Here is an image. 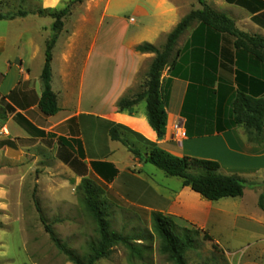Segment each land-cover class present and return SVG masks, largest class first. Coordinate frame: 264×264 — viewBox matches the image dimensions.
Wrapping results in <instances>:
<instances>
[{
    "label": "crops",
    "instance_id": "obj_1",
    "mask_svg": "<svg viewBox=\"0 0 264 264\" xmlns=\"http://www.w3.org/2000/svg\"><path fill=\"white\" fill-rule=\"evenodd\" d=\"M29 1L37 8L57 9L63 0ZM101 1L100 15L91 20L84 16L76 18L79 24L64 38L63 69L59 75L62 93L54 90L53 74L51 79L59 111L50 117L42 115L37 108L42 92L41 72L38 77L31 74L29 62L36 56L37 46L34 35L30 36L29 29H25L26 23L42 17L29 14L0 21L5 23L6 29L12 30L10 35L0 30V100L3 98L14 110L0 127V159L37 162L31 149L44 146L49 151L46 161L60 162L72 170L77 185L82 179L77 172L85 168L86 178H92L102 187L104 198L116 209L126 207L133 210L132 214L149 218L153 212L161 213L207 231L212 224L213 208L232 206L237 229L263 227L264 208L258 206L257 215L239 203H243L246 190L257 195L264 187H261L264 142L259 145L249 142L242 126L219 131L228 121L230 102L235 94L234 39L229 35L219 36L216 71L219 85L216 83L213 87L216 97L209 94L208 88L189 81L181 73L171 76L165 69L162 77L169 89L167 125L165 135L158 139L147 122L145 108L140 109L138 104L131 111L119 112L116 103L124 96L139 92L138 76L155 56L137 53L135 47L149 43L158 50L163 48L166 42L156 46L155 41L161 37L166 41L187 15L185 6L182 0ZM203 2L210 5L208 0ZM221 2L223 9L217 11L226 12L238 29L264 38V0H247L241 8L225 0ZM126 13L130 16L124 15ZM52 24V19L48 27L40 24L36 35L44 38ZM192 34L193 30H189V39ZM116 35L118 42H115ZM79 40H85L81 45L84 51L81 54L77 46L74 55L73 46ZM190 65L189 62L178 66L185 71ZM257 68L264 73V65ZM113 128L143 154L158 147L177 157L215 161L224 176L240 177L248 187L234 202L227 199L210 202L183 187L181 180L171 185L173 182L163 176L159 183L155 181L157 173L147 170L144 160L128 151L129 163H121L117 147L126 148L110 139L109 131ZM177 128L185 131V138L175 135ZM36 130L44 134L39 135ZM91 162L111 163L117 170L116 177L105 183L93 172ZM54 181L59 183L56 189H66L65 181ZM57 198L63 199L61 195Z\"/></svg>",
    "mask_w": 264,
    "mask_h": 264
},
{
    "label": "trees",
    "instance_id": "obj_2",
    "mask_svg": "<svg viewBox=\"0 0 264 264\" xmlns=\"http://www.w3.org/2000/svg\"><path fill=\"white\" fill-rule=\"evenodd\" d=\"M82 1L74 0L61 10L38 8L35 12L39 17L53 20L52 34L45 43L44 64L40 75L42 92L37 104L39 112L46 117L54 116L59 111L57 96L51 87V52L63 29V20L69 14L70 6ZM198 1L203 8L191 11L183 17L167 36L162 52L149 43H141L135 47L137 53H150L155 56L143 81L138 85L139 92L133 96L120 98L116 107L119 112L131 111L133 107L144 102L147 122L157 138L161 139L166 131L169 95L168 85L162 77L163 72L168 69L171 76L178 75L181 71L178 65H188L190 62V69L185 70L188 75L183 77L208 88L209 94L216 97L217 92L213 87L216 83L219 85L216 77L219 36L229 35L234 39L235 94L230 102L228 121L219 131L242 126L249 142L262 144L264 142V73H261L257 66L264 65V38L242 32L233 19L208 7L203 0ZM226 1L239 6L245 4L243 0ZM26 15L28 13L25 12L0 14V21ZM194 24L197 27L190 37L189 44L174 51L178 39ZM3 100L1 98V103H4ZM13 111L10 105L5 104L0 108V119L5 121L7 115ZM36 132L39 135L44 134L39 130ZM109 137L113 141L120 142L134 157L143 159L145 163L153 165L166 176L179 178L183 187H188L207 201L235 199L243 195L245 181L237 176L218 174L220 166L215 161L188 156L177 157L158 147H152L147 154H143L129 140L121 138L115 128L109 131ZM91 168L105 183H110L117 174V170L108 162H91ZM195 170H200L203 174H193ZM77 173L82 179L75 187V194L94 224L95 237L87 242L86 251L81 256L65 250L62 245L60 248L70 256L73 264H95L99 259L107 257L110 250L118 245L133 248L130 237L111 231L110 218L113 206L104 198L102 187L90 178H86L85 168L82 167ZM259 207L264 208V194L259 198ZM150 225L152 233L160 241V254L166 256L173 264H187L185 254L195 249L198 237L210 245L213 251L221 252L218 243L207 231L195 226L179 227L171 216L153 212L150 214ZM46 230L52 233L48 227Z\"/></svg>",
    "mask_w": 264,
    "mask_h": 264
},
{
    "label": "rangeland",
    "instance_id": "obj_3",
    "mask_svg": "<svg viewBox=\"0 0 264 264\" xmlns=\"http://www.w3.org/2000/svg\"><path fill=\"white\" fill-rule=\"evenodd\" d=\"M72 1L74 0H63L62 5L55 10L65 8ZM208 1L211 6L206 2L204 4L213 10L223 9L221 0ZM225 2L228 3L226 0ZM243 2L246 3L247 0ZM181 3L185 6L187 14L203 8L198 0H182ZM102 4L101 0H83L81 3H73L70 6L69 14L63 20V29L51 52L53 87L57 93H62L59 75L63 69L61 56L65 47L63 43L65 36L79 24L75 22L76 18L82 16L90 18L89 20L92 17L97 18L102 11ZM36 9L38 8L29 0H0V14L3 15L19 12L36 15ZM221 13L228 16L226 12ZM124 15L130 16L129 13ZM49 22H51L50 18L42 17V19L26 23L25 29H29L30 36L34 35L37 46V54L29 62L30 71L34 77L40 75L45 43L52 34L50 30L42 38L43 36L36 35V30L38 31L40 24L48 27ZM196 27V24L192 25L178 39L174 51L189 44L188 31H194ZM6 28L5 23H0V30H6L5 32H9L10 35L12 30ZM118 40L116 35L115 42ZM84 42L85 40H79L78 43H74L73 54L77 46L82 48L81 45ZM164 42H166L165 38L161 37L155 41V45L160 46ZM164 47L159 51L162 52ZM83 51L84 49H81L80 53L82 54ZM149 66L140 72L137 85L143 81ZM78 72L75 71V73ZM180 73L188 75L184 68ZM59 96L62 95L59 94ZM60 102L62 104V101ZM4 106L5 103L0 101V108ZM139 108L144 110L145 103H140ZM4 123L5 121L0 119V127ZM117 148L121 163H129L130 155L127 150L122 147ZM31 150L37 157V162H3L0 159V181L2 179L0 182V264H73L70 256L60 248V245L64 246L65 250L81 256L86 251L87 242L95 237L94 224L76 197L77 179L72 170L61 165L60 162H47L49 151L44 149V146L37 145ZM145 168L157 173L155 181L159 183L163 176L173 182L171 185L178 184L180 181L179 178L166 176L149 163H146ZM193 174L201 175L203 172L195 170ZM218 174L223 175L221 171ZM54 180L65 181L66 189H59L60 191L56 189L59 183ZM263 186L264 183L261 184V187ZM245 187L246 189L248 187L246 183ZM260 192L255 195L249 189L246 190L243 203L239 205H243L250 213L259 215L257 207L260 196L264 194V187ZM58 195L63 198L61 201L57 198ZM233 200L236 199H227L228 202H234ZM233 209L232 206L213 208L212 224L207 232L218 243L221 252L213 251L210 245L198 237L195 249L185 254L187 264H264V226L257 225L253 227V230L247 231L237 229L234 226ZM132 211L126 207L120 209L112 207L110 222L111 231L130 237L133 248L123 245L115 246L107 257L99 259L95 264H173L166 256L160 254V241L152 233L150 218L132 214ZM174 221L179 227L193 226L184 220ZM46 227L52 233H49Z\"/></svg>",
    "mask_w": 264,
    "mask_h": 264
},
{
    "label": "built area",
    "instance_id": "obj_4",
    "mask_svg": "<svg viewBox=\"0 0 264 264\" xmlns=\"http://www.w3.org/2000/svg\"><path fill=\"white\" fill-rule=\"evenodd\" d=\"M179 139L185 138L186 134L185 131L182 129L177 128V132L175 134Z\"/></svg>",
    "mask_w": 264,
    "mask_h": 264
}]
</instances>
